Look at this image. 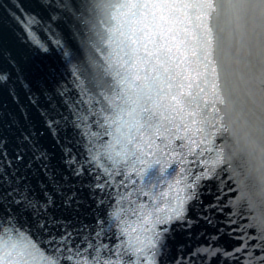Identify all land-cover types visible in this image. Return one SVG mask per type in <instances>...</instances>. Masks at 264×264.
Segmentation results:
<instances>
[{"label":"snow or ice","instance_id":"6c2138e0","mask_svg":"<svg viewBox=\"0 0 264 264\" xmlns=\"http://www.w3.org/2000/svg\"><path fill=\"white\" fill-rule=\"evenodd\" d=\"M223 6L249 0L0 10V264H264V193L228 153L244 100L211 55ZM178 234L199 238L189 260L169 254Z\"/></svg>","mask_w":264,"mask_h":264},{"label":"clouds","instance_id":"9594fccd","mask_svg":"<svg viewBox=\"0 0 264 264\" xmlns=\"http://www.w3.org/2000/svg\"><path fill=\"white\" fill-rule=\"evenodd\" d=\"M248 7L213 18L211 55L221 85L243 97V115L238 137L228 134V153L234 167L245 177L248 190L259 199L264 193V16ZM239 13V23L236 18ZM238 141V142H237Z\"/></svg>","mask_w":264,"mask_h":264}]
</instances>
